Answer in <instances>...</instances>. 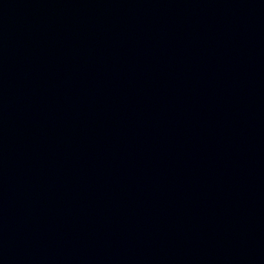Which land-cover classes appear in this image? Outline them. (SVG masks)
Here are the masks:
<instances>
[{"label":"water","instance_id":"95a60500","mask_svg":"<svg viewBox=\"0 0 264 264\" xmlns=\"http://www.w3.org/2000/svg\"><path fill=\"white\" fill-rule=\"evenodd\" d=\"M0 264H264V0H0Z\"/></svg>","mask_w":264,"mask_h":264}]
</instances>
